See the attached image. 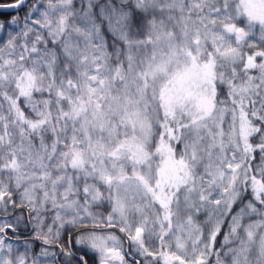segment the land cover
I'll return each instance as SVG.
<instances>
[{
	"label": "snow or ice",
	"instance_id": "snow-or-ice-1",
	"mask_svg": "<svg viewBox=\"0 0 264 264\" xmlns=\"http://www.w3.org/2000/svg\"><path fill=\"white\" fill-rule=\"evenodd\" d=\"M3 10L0 264H264V0Z\"/></svg>",
	"mask_w": 264,
	"mask_h": 264
},
{
	"label": "trees",
	"instance_id": "trees-1",
	"mask_svg": "<svg viewBox=\"0 0 264 264\" xmlns=\"http://www.w3.org/2000/svg\"><path fill=\"white\" fill-rule=\"evenodd\" d=\"M12 0H0V3H10ZM24 9H21V14L23 13ZM16 13L9 10L0 11V18H7L11 17L12 15H15Z\"/></svg>",
	"mask_w": 264,
	"mask_h": 264
},
{
	"label": "rangeland",
	"instance_id": "rangeland-1",
	"mask_svg": "<svg viewBox=\"0 0 264 264\" xmlns=\"http://www.w3.org/2000/svg\"><path fill=\"white\" fill-rule=\"evenodd\" d=\"M24 12V11H23Z\"/></svg>",
	"mask_w": 264,
	"mask_h": 264
},
{
	"label": "water",
	"instance_id": "water-1",
	"mask_svg": "<svg viewBox=\"0 0 264 264\" xmlns=\"http://www.w3.org/2000/svg\"><path fill=\"white\" fill-rule=\"evenodd\" d=\"M4 11V10H3Z\"/></svg>",
	"mask_w": 264,
	"mask_h": 264
}]
</instances>
